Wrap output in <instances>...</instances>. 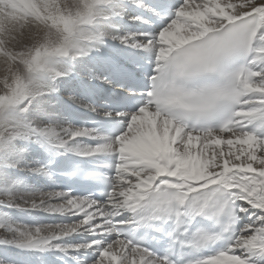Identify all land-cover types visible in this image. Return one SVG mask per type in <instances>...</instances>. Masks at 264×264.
<instances>
[{"label": "snow or ice", "instance_id": "1", "mask_svg": "<svg viewBox=\"0 0 264 264\" xmlns=\"http://www.w3.org/2000/svg\"><path fill=\"white\" fill-rule=\"evenodd\" d=\"M0 68V264H264V0H0Z\"/></svg>", "mask_w": 264, "mask_h": 264}, {"label": "bare ground", "instance_id": "2", "mask_svg": "<svg viewBox=\"0 0 264 264\" xmlns=\"http://www.w3.org/2000/svg\"><path fill=\"white\" fill-rule=\"evenodd\" d=\"M0 71H2V68H0ZM224 148H227V146H223Z\"/></svg>", "mask_w": 264, "mask_h": 264}, {"label": "rangeland", "instance_id": "3", "mask_svg": "<svg viewBox=\"0 0 264 264\" xmlns=\"http://www.w3.org/2000/svg\"><path fill=\"white\" fill-rule=\"evenodd\" d=\"M225 150L227 151V148H225Z\"/></svg>", "mask_w": 264, "mask_h": 264}]
</instances>
